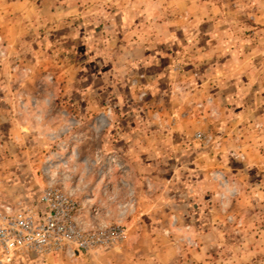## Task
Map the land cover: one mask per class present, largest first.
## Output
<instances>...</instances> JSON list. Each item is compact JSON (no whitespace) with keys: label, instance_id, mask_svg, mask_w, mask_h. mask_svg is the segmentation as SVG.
<instances>
[{"label":"rangeland","instance_id":"1","mask_svg":"<svg viewBox=\"0 0 264 264\" xmlns=\"http://www.w3.org/2000/svg\"><path fill=\"white\" fill-rule=\"evenodd\" d=\"M125 24L136 33H119ZM252 27L264 28V0H0V203L51 183L117 220L128 196L108 157L139 136L160 151L166 193L162 225L144 229L153 242L7 264H264V104L248 96L255 80L233 95L235 46L264 43ZM131 36L155 60L145 69L111 47ZM167 77H182L173 95Z\"/></svg>","mask_w":264,"mask_h":264},{"label":"crops","instance_id":"2","mask_svg":"<svg viewBox=\"0 0 264 264\" xmlns=\"http://www.w3.org/2000/svg\"><path fill=\"white\" fill-rule=\"evenodd\" d=\"M130 11L125 10L121 14H116V12H112V17L114 18H123L126 19L128 16H130ZM120 15H122L120 17ZM252 17L253 19H258L261 17V14L258 11H252ZM122 29H118L119 33H123L124 35L130 34V33H136V27H133L132 25L127 26L122 25ZM115 30V29H114ZM264 28H251L250 33L247 35L256 37L260 34V31H263ZM113 31V30H112ZM250 39V40H251ZM257 40H251L250 45L248 46V49H237L235 46L234 51V57H232L234 64H232V70L235 72L234 82L232 80L226 81L230 82L232 81L233 84L238 88L239 85L240 88L235 90L233 92V95L236 98H244L247 96L244 94L243 91H245L243 88H245V85H250V83L255 80L256 84L258 85L257 90H252L248 96H250L251 99L255 101H263L264 104V56L261 55L264 54V43L262 45H259L255 43ZM259 41V40H258ZM111 47H117L116 49L121 52L119 54V57L122 59L121 63L124 64V66H130L137 64L140 66V68L144 67L147 63H154L153 57L149 54L147 45L145 44V41L141 39L140 36L133 37L131 36L126 41H122L119 43H114ZM260 53V54H259ZM224 65H226V61H222L218 65V69L221 73L223 72L222 69L224 68ZM146 67V66H145ZM142 68V69H145ZM161 73V69L156 68L155 74L149 75L152 77V80L149 81L150 83L154 84L159 78L155 79L154 76L156 74ZM173 74L174 71H171ZM170 73V74H171ZM225 75V74H224ZM154 78V79H153ZM182 77H177L176 79H173L170 81V79L166 80V91L171 92V94L177 93V89L179 91V80ZM221 79V78H220ZM225 79V78H224ZM217 80V79H216ZM228 80V79H227ZM144 81V80H143ZM210 81H214L213 79L206 80V83ZM218 81V80H217ZM148 84V80L146 82V85ZM181 88V87H180ZM194 88V87H193ZM157 89L160 90V88L157 86L155 88V92ZM164 90L163 88L159 91L160 96H162ZM218 92V94H217ZM158 93V92H157ZM209 95L208 93H206ZM213 96H218L219 98L227 97L225 93L222 92V90H217L212 94ZM260 103V102H259ZM254 108V106H253ZM220 110V109H218ZM217 112V111H216ZM218 114V112H217ZM140 127H144L143 124H138ZM224 127L221 133H225ZM140 131V129H138ZM139 136V135H138ZM140 137V136H139ZM129 138L128 141L123 140V142H120V147H122V155H117L114 153V155H110L108 158L110 160V163L112 162L113 171L107 172V177L110 179H114L115 177H120L124 179L125 186L122 188L124 196L127 198V206L123 210V214L119 217L121 220H123V224L126 226V236L123 241H131V242H145L148 238H150L149 235L145 234L146 231L144 229L149 227H156L157 224L160 226L162 225L161 222L163 221L162 213L163 207L166 204V201L164 200V194H166L159 186L157 187L154 183V180L157 178H161V170L163 169L160 166L161 159H159L160 151L157 153V151H149L146 150L148 140L146 138L140 139V138ZM159 145V146H158ZM113 149L117 147V144H112ZM115 146V147H114ZM161 142L159 144H154V147L157 149L161 147ZM179 147H181V144H178ZM114 151V150H113ZM153 153V154H152ZM201 154L197 153L196 156H193V159H196V157L200 156ZM153 159V160H151ZM193 161L191 160L190 163ZM115 165H119L120 171L115 170ZM202 165V164H201ZM117 171V172H116ZM193 173V172H192ZM202 175V174H201ZM206 175V174H205ZM203 175V177L205 176ZM202 177V178H203ZM197 178L195 177V174L193 175V179ZM153 180V184L152 181ZM114 187L112 186V189ZM201 190L203 188H200ZM114 190V189H113ZM114 192V191H112ZM202 195V194H201ZM171 197V196H170ZM165 201V202H163ZM165 203V204H164ZM175 205V202L171 203L169 210H173V206ZM177 205V204H176ZM204 202H202V206H204ZM167 206V205H166ZM178 206V205H177ZM207 206V204H206ZM212 208L214 207V204H211ZM99 208V207H98ZM108 211V210H107ZM102 214L99 210V217L100 219H107L110 220L109 217L112 218V216H109L108 212ZM169 215L168 213L166 214ZM114 218V217H113ZM168 218V217H166ZM138 229V231H137ZM145 239V240H144ZM151 242H153V238H150ZM31 260L34 259H48L51 260L53 257H55L57 260L62 261V258H66L61 255L52 254V255H44L40 258L35 255L29 256ZM66 260V259H65ZM92 264V262H90Z\"/></svg>","mask_w":264,"mask_h":264},{"label":"built area","instance_id":"3","mask_svg":"<svg viewBox=\"0 0 264 264\" xmlns=\"http://www.w3.org/2000/svg\"><path fill=\"white\" fill-rule=\"evenodd\" d=\"M193 136L204 143L210 140L200 130ZM99 215L97 205L82 203L51 183H46L34 198L2 202L0 263L30 255L77 258L119 246L126 236L121 219H100Z\"/></svg>","mask_w":264,"mask_h":264}]
</instances>
